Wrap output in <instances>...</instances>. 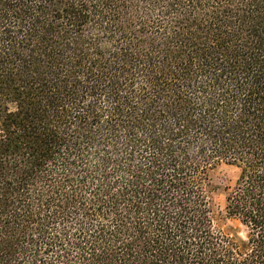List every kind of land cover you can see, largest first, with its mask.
I'll list each match as a JSON object with an SVG mask.
<instances>
[{
    "label": "trees",
    "instance_id": "16d2710c",
    "mask_svg": "<svg viewBox=\"0 0 264 264\" xmlns=\"http://www.w3.org/2000/svg\"><path fill=\"white\" fill-rule=\"evenodd\" d=\"M0 264H264V0H0Z\"/></svg>",
    "mask_w": 264,
    "mask_h": 264
},
{
    "label": "rangeland",
    "instance_id": "374dc122",
    "mask_svg": "<svg viewBox=\"0 0 264 264\" xmlns=\"http://www.w3.org/2000/svg\"><path fill=\"white\" fill-rule=\"evenodd\" d=\"M236 172L234 167L227 164H220L211 171V179L215 185L212 192L213 209H214V226L222 233L230 236H240L244 234L241 224L233 218L227 217L224 213L223 188L233 183Z\"/></svg>",
    "mask_w": 264,
    "mask_h": 264
}]
</instances>
